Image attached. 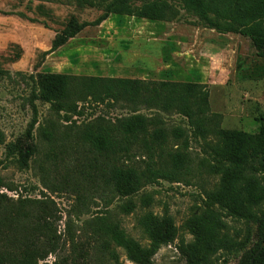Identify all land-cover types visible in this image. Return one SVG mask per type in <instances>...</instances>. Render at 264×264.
<instances>
[{
  "label": "rangeland",
  "instance_id": "374dc122",
  "mask_svg": "<svg viewBox=\"0 0 264 264\" xmlns=\"http://www.w3.org/2000/svg\"><path fill=\"white\" fill-rule=\"evenodd\" d=\"M154 1L130 3L139 8ZM165 1L180 11L176 20L150 22L111 15L102 25L86 28L48 54L70 23H93L112 3L90 8L80 6L78 0H0V179L5 186L0 195L7 196L8 210L21 200L54 202L48 200L56 212L59 248L40 264H71L79 254L73 239L88 252L86 264H116L111 256L88 245L86 222L106 215L119 220L127 234L150 253L152 243L139 225L146 214L157 218L161 235L171 226L178 229L177 236L167 239L142 264H203L190 256L188 246L193 237L183 229L198 207L218 213L231 233L248 240L239 251L221 252L212 264H248L264 243V220H241L209 204L205 190L214 180L199 181V172H195L191 186L160 181L132 197H117L111 204L79 176L80 168L95 160L81 139L85 126L98 119L114 123L134 115L163 119L169 130H185L195 170L203 159L216 164L205 142L193 136L186 118L145 105L93 99L78 103L76 113L58 112L41 98L40 81L48 75L200 84L209 92L212 113L222 115L224 130L259 133L264 116V78L245 80L239 76V67L264 62V50H258L248 37L225 32L226 22L213 15L209 18L214 26H210L185 10L180 0ZM35 119L37 123L31 128ZM26 153L30 155L27 166L22 161ZM254 166L256 174L262 176V167L258 163ZM143 199L151 203L143 205ZM128 203L136 206L131 214L122 209ZM37 208L35 205V212ZM111 250L120 264H139L129 260L123 249Z\"/></svg>",
  "mask_w": 264,
  "mask_h": 264
},
{
  "label": "trees",
  "instance_id": "16d2710c",
  "mask_svg": "<svg viewBox=\"0 0 264 264\" xmlns=\"http://www.w3.org/2000/svg\"><path fill=\"white\" fill-rule=\"evenodd\" d=\"M131 1L78 0L80 6L90 8L99 3L112 4L108 12L93 23H70L68 29L54 40L48 54L65 46L86 28L102 25L111 15L150 22H171L180 15V11L165 0L139 8L132 7ZM180 1L185 10L196 13L208 25L214 26L209 18L213 15L226 22L225 32L248 37L258 50H264V0ZM219 29L216 26V30ZM239 76L245 80L263 79L264 62L248 68L240 66ZM40 93L41 98L58 112L76 113L78 103L93 99L96 102H125L134 107L145 105L166 114L180 115L188 120L193 136L205 142L216 160L213 164L203 159L195 170L186 131L181 128L169 130L163 119L139 115L114 123L98 119L83 129L81 139L95 155V160L80 168L79 176L92 184L108 204L117 197H132L160 181L191 186L195 182V172H199V181L214 180L210 189L205 190L209 204L217 205L241 220H264V116L257 134L224 130L222 115L211 111L207 88L192 83L48 75L40 81ZM36 123L35 119L31 128ZM22 157L23 165L27 166L30 155L26 153ZM256 163L262 167V176L255 172ZM1 188L5 186L0 179ZM48 200H21L16 208L8 210L7 196L0 195V264H40L57 252L60 236L55 226L56 212L49 207ZM150 203L151 200H142L143 205ZM35 205L38 206L36 212ZM122 209L125 214H131L136 206L128 203ZM139 225L152 243L151 253L178 232L171 226L166 235H161L153 214H146ZM85 227L90 231L88 245L111 256L116 264L120 262L112 247L123 249L129 260L139 264L151 255L127 234L119 220L111 216L86 222ZM183 229L193 237L188 246L190 256L203 264H212L221 252L239 251L248 241L231 233L221 216L209 208H196ZM72 243L79 254L71 264L88 263V252L75 239ZM260 248L261 245L248 264ZM254 264H264V250Z\"/></svg>",
  "mask_w": 264,
  "mask_h": 264
},
{
  "label": "water",
  "instance_id": "95a60500",
  "mask_svg": "<svg viewBox=\"0 0 264 264\" xmlns=\"http://www.w3.org/2000/svg\"><path fill=\"white\" fill-rule=\"evenodd\" d=\"M264 250V243L262 244L260 250L255 254L254 258L251 261V264L255 263V260L260 256V254L263 252Z\"/></svg>",
  "mask_w": 264,
  "mask_h": 264
}]
</instances>
